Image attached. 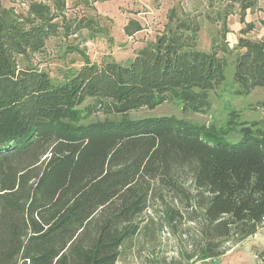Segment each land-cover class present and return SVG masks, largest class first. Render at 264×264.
<instances>
[{"label": "trees", "instance_id": "obj_1", "mask_svg": "<svg viewBox=\"0 0 264 264\" xmlns=\"http://www.w3.org/2000/svg\"><path fill=\"white\" fill-rule=\"evenodd\" d=\"M203 2L173 7L128 64L85 56L56 82L29 59L63 26L65 0L34 1L25 12L0 1V264H118L154 203L200 259L257 233L264 123L130 116L170 101L207 113L229 62L236 93L264 87V37L248 36L255 26L247 23L235 46L227 38L237 12L260 11L264 26V0ZM205 22L220 24L208 51L199 46Z\"/></svg>", "mask_w": 264, "mask_h": 264}, {"label": "rangeland", "instance_id": "obj_2", "mask_svg": "<svg viewBox=\"0 0 264 264\" xmlns=\"http://www.w3.org/2000/svg\"><path fill=\"white\" fill-rule=\"evenodd\" d=\"M3 6L16 12H25L30 3L53 0H0ZM203 0H65V8L59 19L57 34L51 36L44 49L30 56V61L47 71L56 82L64 81L83 63L85 56L92 61L114 59L128 64L137 49L164 30L169 11L177 6L192 11L203 9ZM262 13L248 10L234 13L228 18V39L235 46L240 30L253 23L254 29L247 35L264 37L260 23ZM92 19L93 28L75 25L80 19ZM220 24L205 22L199 34V46L211 49L212 33ZM234 63L226 67V80L210 93L211 109L207 113H185L178 101L164 102L154 108L143 107L130 112L131 117L176 115L194 122L218 127L232 121L260 120L264 123V87H257L250 94L235 92ZM90 100H87L89 102ZM237 112L239 115H234ZM103 117L102 114H100ZM96 114L89 119H95ZM234 135V134H232ZM163 208H154L137 218L138 233L121 248L118 264H264V223L254 235L234 245L224 255L215 259H200L193 255L195 248L189 245L184 230L171 225ZM186 228V227H183Z\"/></svg>", "mask_w": 264, "mask_h": 264}]
</instances>
